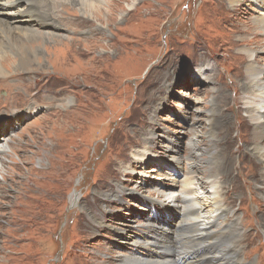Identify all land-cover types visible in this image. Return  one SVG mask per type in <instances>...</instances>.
Masks as SVG:
<instances>
[{
    "label": "rangeland",
    "instance_id": "374dc122",
    "mask_svg": "<svg viewBox=\"0 0 264 264\" xmlns=\"http://www.w3.org/2000/svg\"><path fill=\"white\" fill-rule=\"evenodd\" d=\"M229 3L100 0L91 10L65 3L41 29L42 41L24 45L42 66L0 75V99L16 94L24 107L35 104L0 112V145L9 144L0 169V264H116L130 252L160 260L154 242L179 251L176 237L195 233L171 201L184 189L205 212L227 194L242 218L247 260L264 264V192L256 188L264 134L248 114L241 52L252 47L264 65V32L253 28L264 0ZM5 46L18 66L20 51ZM258 134L261 151L251 145ZM194 150L203 151L201 167L191 165ZM217 165L212 187L196 184ZM152 218L156 231L142 236L154 231Z\"/></svg>",
    "mask_w": 264,
    "mask_h": 264
},
{
    "label": "bare ground",
    "instance_id": "6f19581e",
    "mask_svg": "<svg viewBox=\"0 0 264 264\" xmlns=\"http://www.w3.org/2000/svg\"><path fill=\"white\" fill-rule=\"evenodd\" d=\"M99 1L100 0H0V9H3L0 10V13H4L6 17L0 18V75L7 76L10 74H15L14 76H18L20 74L17 73L37 71L36 64L42 66L41 61L39 60L40 57H38L37 52L32 48H30V51H28L24 45L28 43L30 46L39 41H42L43 33L41 29L52 26V22L56 20L52 19L53 14L55 13V15H59L60 12L58 13L57 10L62 6V4L67 3L69 6V3H71V6L73 4H79L80 6L91 10ZM239 1L241 0H229V4H233L234 6V4H237V2ZM9 17L12 19H16L14 20V22L16 21L15 25H12V23L9 21ZM17 18L19 20H17ZM55 25L56 24L54 23L53 28H58L56 30H60L59 26ZM254 27L257 31V28L261 27V30L264 32V14L260 15L254 20L253 28ZM47 34H54L58 36V34H55V31H51ZM52 37L54 41L58 42V39H56L55 36ZM61 37L63 36H59L57 38ZM65 37L66 38H63L66 40L72 39L69 36ZM63 38L59 41H62ZM8 43L12 45L14 49L20 51L17 52L16 55V58L19 60V64L16 67H13L10 62L15 59L14 56L12 57L11 55H8V57H4V54L7 53V47L5 46V44ZM247 46H245L244 49L241 50V52L245 53L248 57L246 66V72L248 76L246 77L249 79V81L247 84L248 88H244L248 90V93H251L247 97L248 103L250 105L248 107V114L254 122V129L256 131H260V134L263 135L264 124L261 122L263 115L261 114L260 110H262L264 107V97L262 96L264 94V83L261 82V75L264 73V65L258 63L255 59V49H253L252 47L249 48ZM3 62L6 63L8 69H5L1 65V63ZM19 97H17L16 94H13L9 98H7L6 101L0 99V112H15L22 108L32 109L35 105L34 104L32 107H24L19 103V100L21 99H18ZM17 114L21 113H15L14 115ZM4 129L5 127L2 130ZM260 134H258V136L256 137H253L251 141V145L253 146V148L258 149L259 151H261L262 149L260 145V139L262 135ZM194 140H197L199 142L197 137H195ZM8 145L9 144L0 145V169L1 167H3L2 155L7 152L6 147H8ZM211 145L216 146L213 141L211 142ZM202 155L203 151H192L190 154L191 165L195 166L197 164L199 167L203 166L202 164H199L203 160V157H201ZM254 157L256 158L257 156L254 155ZM216 158V156L213 157V159ZM175 163L176 165H179L177 164V162ZM194 171L195 170L192 169L190 172L194 173ZM218 174L219 170L217 165L215 168H212L209 171L208 175L196 178L195 182L196 184L204 186L207 185L205 188L209 186L212 187ZM202 180L204 182H202ZM256 188H261L264 192V170L261 172L259 184L256 185ZM184 190L185 191H183V197L172 198L171 201L176 204L175 207H177L178 209L180 206L182 207L184 220L187 223H191L193 225V227L195 228V233L188 238L176 237V240L174 241L175 245L180 244V246H178L179 251H175L173 249L170 250V247L167 246V243L164 245L159 242H154V244L157 246V251L161 253V256L159 257L161 261L152 259L148 256L145 257V255H139L137 253L130 252L123 254L124 257L116 264H256L254 261H250L249 259L247 260V257L244 254L245 249L243 248L241 244L242 241L240 242V237L238 235L239 231L241 232L242 237L245 235L243 233L244 225H237V221L242 222V218L237 216L236 211L231 208L229 203H227L228 195L226 194L223 196L224 200H220L217 198L214 201V211L205 212L206 207L203 206L198 201V199L193 196L192 192L187 189ZM162 191L167 192L168 190ZM164 197L165 196L163 195V198ZM161 206L164 208H168V206H166L164 202L163 204H161ZM156 207L159 208L160 206L158 207V205L156 204ZM258 208L259 207H256L254 209L255 213L257 212ZM233 214L235 215V218L231 219L230 223L225 222L222 226L220 222H217L220 219L226 220L225 217L227 215L231 217ZM190 215H194V218L192 219ZM153 221L154 218L147 219L146 223L148 226L152 227L154 231L148 233L144 232L142 233V236H151V234L156 231L158 226L149 225V222ZM219 224L221 225V228L217 231V233L213 232V230L215 231V228L213 227H217ZM261 225L264 230V215L263 217H261ZM184 226L182 227V229H185ZM225 238H227L229 244H227L226 248L224 249H222L221 247V250L219 248V243L222 239ZM183 244H188L189 247L183 249ZM262 245L264 246V242ZM150 255H153V253L151 252ZM163 258L166 259L162 260Z\"/></svg>",
    "mask_w": 264,
    "mask_h": 264
}]
</instances>
